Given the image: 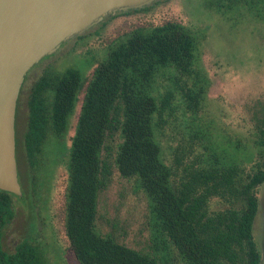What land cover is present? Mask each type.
<instances>
[{
    "label": "trees",
    "instance_id": "16d2710c",
    "mask_svg": "<svg viewBox=\"0 0 264 264\" xmlns=\"http://www.w3.org/2000/svg\"><path fill=\"white\" fill-rule=\"evenodd\" d=\"M202 8L264 23V0H202ZM204 35L176 19L136 27L108 46L87 83L75 66L46 67L32 83L23 136L30 175L45 146L61 141L81 96L65 162L64 233L77 264H260L253 227L264 184V99L251 107L248 161L218 150L202 119L210 86L199 63ZM15 158L18 168L16 136ZM115 172L147 199L153 234L145 247L97 228L98 195ZM17 195L0 189V264H44L35 240L2 248Z\"/></svg>",
    "mask_w": 264,
    "mask_h": 264
},
{
    "label": "rangeland",
    "instance_id": "374dc122",
    "mask_svg": "<svg viewBox=\"0 0 264 264\" xmlns=\"http://www.w3.org/2000/svg\"><path fill=\"white\" fill-rule=\"evenodd\" d=\"M167 19L204 33L200 66L210 80L202 119L210 124L218 150L246 163L256 131L251 107L264 99V23L249 14H235L229 21L202 8V0H161L142 9L106 16L81 33L62 41L24 75L16 103L15 136L17 178L21 195L12 197L14 218L2 230V248L12 252L23 241L38 242L44 264H77L64 233L67 146L74 131L77 108L60 142L45 146L39 164L30 175L23 154L27 122V97L32 83L46 67L60 71L68 66L81 70L87 83L108 46L136 27H153ZM165 154L171 143L159 138ZM32 188L34 190L32 191ZM148 202L133 179L115 172L107 189L98 195L102 233L113 231L117 240L133 248L150 244L152 229ZM219 207L213 204V208ZM254 235L262 246L264 237V184L260 188Z\"/></svg>",
    "mask_w": 264,
    "mask_h": 264
},
{
    "label": "water",
    "instance_id": "95a60500",
    "mask_svg": "<svg viewBox=\"0 0 264 264\" xmlns=\"http://www.w3.org/2000/svg\"><path fill=\"white\" fill-rule=\"evenodd\" d=\"M157 0H0V189L20 194L15 112L24 75L59 44L106 16ZM264 264V237L262 257Z\"/></svg>",
    "mask_w": 264,
    "mask_h": 264
}]
</instances>
